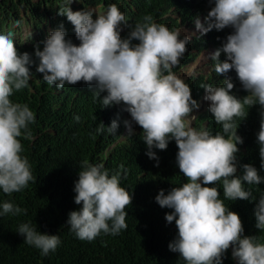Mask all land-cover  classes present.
Returning a JSON list of instances; mask_svg holds the SVG:
<instances>
[{
    "label": "clouds",
    "instance_id": "clouds-1",
    "mask_svg": "<svg viewBox=\"0 0 264 264\" xmlns=\"http://www.w3.org/2000/svg\"><path fill=\"white\" fill-rule=\"evenodd\" d=\"M73 2L62 0L57 15L73 25L78 46L66 39L71 26L41 25L26 42L34 28L23 20L0 22V190L6 195L21 192L36 179L28 158L22 155L20 140L22 136L30 138L28 129L35 115L27 104L10 99L32 79V55L19 52L32 45L39 60L36 71L48 85L55 86L56 92L77 87L93 91L97 99L106 93L99 100L102 107L123 105L121 110L130 116L121 117L125 121L122 134L106 150L126 141L130 120L135 128L138 125L142 129L146 155L151 160L158 161L153 148L163 151L170 140L175 141L176 162L187 182L167 194L160 190L155 197L161 208L172 210L165 220L175 221L178 235L168 245L170 251L178 253L184 264H222L228 249L238 264H264V242L256 236H243L239 215L225 204V200H250L252 193L245 185L264 183V177L249 164L242 166V175H236L237 145L243 140L235 123L236 118L247 117L246 108L259 105L257 143L264 169V0H208L214 6L204 18L194 19L193 28L187 24L170 30L146 15L123 39L122 26L127 21L116 4L100 12L99 7L72 9ZM229 27L233 33L222 47L214 50L208 45L191 52V56L186 52L189 41L199 34ZM194 28L200 33L181 35L182 29ZM39 29L43 34L35 38ZM39 45H43L42 50ZM222 53L224 62L220 61ZM214 78L219 85L209 83ZM194 82L201 83L202 92L197 97L209 105L208 111L215 123L222 125L223 135H213L204 123L198 126L202 108L192 99L194 92L189 86ZM240 85L248 93L242 99L231 94ZM117 128L113 120L107 131L115 134ZM104 129L100 123L97 132ZM120 140L123 142L117 144ZM82 169L74 185V203L82 207L69 213L67 225L80 240L92 241L101 233L118 235L127 229L126 209L132 202L130 192L120 186L121 173L110 176L102 164L87 161ZM218 183H222L224 199L217 187L207 186ZM0 209V216L27 213L11 202L2 203ZM254 216L255 227L264 231V195L256 204ZM17 233L44 256L61 243L58 235L41 234L30 223L20 224Z\"/></svg>",
    "mask_w": 264,
    "mask_h": 264
},
{
    "label": "trees",
    "instance_id": "trees-1",
    "mask_svg": "<svg viewBox=\"0 0 264 264\" xmlns=\"http://www.w3.org/2000/svg\"><path fill=\"white\" fill-rule=\"evenodd\" d=\"M61 4L62 0H0V22L12 19L15 22L23 20L26 26L33 25L35 28L47 23L59 26L58 17L54 16ZM110 4H116L126 14L127 24L122 26L125 28L122 39L127 38L129 31L146 15H150L155 23L174 30L190 24L193 18H204L214 6L208 0H74L72 7L80 9L90 5L104 12ZM170 8L174 9L173 13ZM59 18L63 27L71 26L66 39L78 46L73 25L66 17ZM232 33L230 27L219 32L212 30L189 41L186 52L191 56L193 50L199 51L208 45L216 50ZM40 48L42 50L43 45ZM19 52L32 55L34 63L30 71L33 76L29 86L14 92L10 99L27 104L35 115V122L28 129L30 138L24 139L22 136L20 140L24 147L22 155L28 158L36 179L21 192L6 195L0 190V205L11 202L27 209L26 214L0 216V264H184L179 254L168 247L178 235L175 221L168 223L165 220V215L172 210L161 208L155 202L160 190L167 194L173 187L187 182L176 162L178 149L175 141L170 140L163 152L153 148L158 161L151 160L146 155L148 149L140 136L143 135L142 129L137 125L139 136L129 135L124 143L110 151L105 160L101 159L102 153L120 138L123 128L122 123H117L121 128L118 126L115 134L107 131L114 118L108 108L102 107L99 100L103 97L95 100L93 91L77 87L56 92L55 86L48 85L42 79V74L36 71L39 60L33 54L34 46L21 48ZM225 59L222 53L220 61L224 62ZM215 81L216 78L209 83L214 84ZM200 84L190 83L195 96L202 92ZM247 94L245 92L237 98L242 99ZM110 107L118 109L115 114L119 120L124 115L130 116L121 110L123 105ZM246 112L245 119L235 120L236 124L242 121L240 128L237 124V133L243 140V144L237 145L236 175H242V166L249 164L264 177L257 143L261 108L256 105L246 108ZM197 121L201 127L204 120ZM100 123L105 129L98 133ZM210 128L223 134L222 125L214 120ZM85 161L93 165L102 164L110 176L119 171L120 186L132 195L131 205L126 209L127 229L121 230L118 235L101 233L92 241L80 240L67 225L69 213L82 207L74 203V185ZM157 163L158 166H155ZM120 165L124 166L123 169ZM207 186L217 187L220 198L224 199L222 183ZM245 188L252 193L250 200H225V204L230 211L239 215L244 228L243 236H256L260 242H264V231L255 227L254 216L256 204L264 195V183L246 184ZM22 223H30L41 234L58 235L60 245L47 256L42 255L39 249L24 243V238L17 233ZM222 264H238L230 249L224 253Z\"/></svg>",
    "mask_w": 264,
    "mask_h": 264
},
{
    "label": "bare ground",
    "instance_id": "bare-ground-1",
    "mask_svg": "<svg viewBox=\"0 0 264 264\" xmlns=\"http://www.w3.org/2000/svg\"><path fill=\"white\" fill-rule=\"evenodd\" d=\"M198 6H199V5H198ZM88 7L91 8L90 5H88ZM72 9H73V7H72ZM173 10H174V9L170 8V11H171L172 13H173ZM125 16H126V14H125ZM54 17H58V23L61 25L59 15L55 14ZM196 18H197V17H196ZM190 26H191V28L195 27V24H194V18L191 19ZM28 27H31V28H34V29H32L31 32H30V34L26 37V42L29 41V37H30V35H32V34L35 32V26L31 25V26H28ZM53 27H55V26H53ZM122 29H123V30L121 31V34L124 33L125 28L122 27ZM41 30H43V29H39V31H37V34H36L35 38H37V36L41 33ZM172 30H173V29H172ZM199 36H200V34H199ZM71 38H72V37H71ZM193 51H194V50H193ZM205 57H206V55H205ZM184 61H185V60H184ZM185 62H186V61H185ZM230 72H232V71H229L228 74H229ZM229 75H231V73H230ZM229 75H228V76H229ZM34 82H36V81H34ZM81 82H82V84H83L84 86H86V87L88 86V84L84 83L83 81H81ZM54 88H55V87H54ZM69 90H70V88L68 87V90H67V91H69ZM234 93H235L236 97H237V96H241V95H243V94L245 93V91L243 90L242 85H240V86L234 91ZM191 95H192V99L196 100L197 103L199 104V107L202 108V120H204V122H203V123H204V127L208 128V130H209L210 132H212L213 135H215V133L219 132V130L216 131V130L210 128V126H211V121H213L214 118L211 116L210 112L208 111L209 105H208V106H205V103H204L200 98H198L197 96H195L194 94H192V92H191ZM100 96L103 97L102 94H101ZM95 100H97V98H96ZM20 104H22V103H20ZM105 108H108V109H109L112 118H114V120H116L117 123H120V124H121V123H124V122H125V121H123V120H119L117 114H115V113L118 111L117 108H111V107H105ZM126 117H127V116H126ZM127 119H128V117H127ZM237 120H238V119H237ZM240 120H241V118H240ZM241 123H242V121H238V123H237V124H239V128H240V124H241ZM118 126H119V125H118ZM193 126H194V125H193ZM119 128H121V126H119ZM122 129H123V128H122ZM129 131H130V132H129ZM125 132H126V133H129L131 137L139 136L138 129L135 128V126L132 124L131 121H130V127H129V130H126ZM222 135H223V134H222ZM237 135H238L239 137H241V135H240L239 133H237ZM140 136L143 137L142 134H140ZM225 138H227V137H225ZM241 138H242V137H241ZM161 152H163V151H161ZM120 161H121V160H120ZM143 174H144V173H143ZM210 187H211V186H210ZM69 234H71V233H69Z\"/></svg>",
    "mask_w": 264,
    "mask_h": 264
},
{
    "label": "rangeland",
    "instance_id": "rangeland-1",
    "mask_svg": "<svg viewBox=\"0 0 264 264\" xmlns=\"http://www.w3.org/2000/svg\"><path fill=\"white\" fill-rule=\"evenodd\" d=\"M196 33H200L196 28H194L193 30H186V29H182L181 30V35L182 36H185V35H187V36H189V37H192V36H194ZM205 57H202V59H204ZM131 121V120H130ZM130 121L128 122L129 124L128 125H130ZM132 122V121H131ZM133 123V122H132ZM123 142V140H120V141H118V143L117 144H120V143H122ZM111 148H112V146H111ZM111 148L110 149H108V150H105L103 153H102V155H101V157L102 158H106L108 155H109V151L111 150Z\"/></svg>",
    "mask_w": 264,
    "mask_h": 264
},
{
    "label": "water",
    "instance_id": "water-1",
    "mask_svg": "<svg viewBox=\"0 0 264 264\" xmlns=\"http://www.w3.org/2000/svg\"><path fill=\"white\" fill-rule=\"evenodd\" d=\"M210 51H211V53H213V50L210 49ZM213 85H219V80L217 79V81H215ZM231 94L235 95V93L233 92V90H232V93Z\"/></svg>",
    "mask_w": 264,
    "mask_h": 264
}]
</instances>
